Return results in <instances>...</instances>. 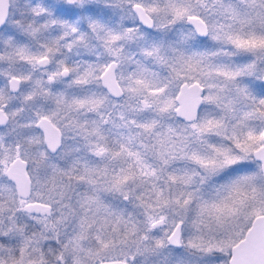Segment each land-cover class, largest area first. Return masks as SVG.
<instances>
[{
	"label": "snow or ice",
	"instance_id": "1",
	"mask_svg": "<svg viewBox=\"0 0 264 264\" xmlns=\"http://www.w3.org/2000/svg\"><path fill=\"white\" fill-rule=\"evenodd\" d=\"M0 264H264V0H0Z\"/></svg>",
	"mask_w": 264,
	"mask_h": 264
}]
</instances>
